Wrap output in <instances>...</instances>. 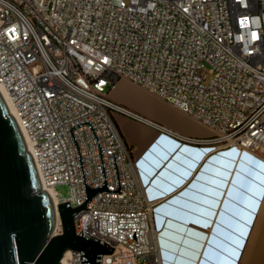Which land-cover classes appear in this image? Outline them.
Listing matches in <instances>:
<instances>
[{"label":"built area","instance_id":"1","mask_svg":"<svg viewBox=\"0 0 264 264\" xmlns=\"http://www.w3.org/2000/svg\"><path fill=\"white\" fill-rule=\"evenodd\" d=\"M243 17H259L258 29L249 25L259 39L248 56L235 40ZM120 80L191 116L211 135L178 133L113 101ZM0 84L56 207L86 200L71 127L88 186L103 185L104 174L92 129L78 124L92 123L111 190L118 188L115 153L121 192H99L75 215L76 234L114 248L100 264H163L156 202L147 198L114 114L181 143L237 147L264 159V0H247V7L238 0H8V11L0 4ZM59 184L69 185L68 197H60ZM68 252V264H83L81 252Z\"/></svg>","mask_w":264,"mask_h":264},{"label":"crops","instance_id":"2","mask_svg":"<svg viewBox=\"0 0 264 264\" xmlns=\"http://www.w3.org/2000/svg\"><path fill=\"white\" fill-rule=\"evenodd\" d=\"M120 81L135 86L137 94L123 92L116 84L110 92L113 101L178 133L199 138L211 135L204 125L191 116L126 80ZM114 119L126 143L133 150L147 198L156 202L154 224L159 233L163 264H180L182 260L187 259L181 255L179 249L187 248L183 243L184 239H195L187 236L190 232L204 238L200 241L204 247L199 250V256L194 264H202V261L206 260L204 253L210 249V242L213 240L216 244L227 246L230 250L234 249L235 256L224 253L218 261L215 258L216 252L213 251V259L207 261V264H220L225 259L228 264H264V193L255 197L258 205L252 206L254 193L258 187H264L260 185L264 168H255V174L251 178L247 176L246 171H241L242 165L245 169L252 167L245 154L262 166L263 158L237 147L213 151L207 145L181 143L143 122L120 113H115ZM165 154L168 158L162 159ZM226 162H230L231 167L227 170L229 174L225 178L224 186L219 189L222 195L215 197L217 204L211 209L215 214L207 217L203 215L207 205L190 199L191 195L197 192L192 188V184H205V180ZM184 172L188 175L184 176ZM238 175L242 180L251 182V190L244 195L243 203L229 195L230 192L245 191L239 184H234ZM202 176L205 180L200 179ZM185 192L189 193V196H184ZM185 203L190 207H182ZM197 207L200 211L194 210ZM168 213H177L180 218ZM239 213L243 214V219ZM240 230L244 235L240 234ZM228 237H231V240ZM237 240L242 247L233 243Z\"/></svg>","mask_w":264,"mask_h":264},{"label":"water","instance_id":"3","mask_svg":"<svg viewBox=\"0 0 264 264\" xmlns=\"http://www.w3.org/2000/svg\"><path fill=\"white\" fill-rule=\"evenodd\" d=\"M84 124L90 126L98 144L104 183L99 187L87 185L73 126L70 130L80 155L86 200L76 208L70 207L69 202L55 207L47 190L41 189L31 153L0 95V264H62L68 251L81 252L83 264H100L102 256L113 253L114 248L105 242L85 232L78 235L75 231V215L87 209L97 193H120L122 190L115 153L118 188L111 190L97 134L91 121L78 125ZM58 217L62 233L56 235Z\"/></svg>","mask_w":264,"mask_h":264},{"label":"snow or ice","instance_id":"4","mask_svg":"<svg viewBox=\"0 0 264 264\" xmlns=\"http://www.w3.org/2000/svg\"><path fill=\"white\" fill-rule=\"evenodd\" d=\"M235 152V150H232ZM227 155V154H225ZM167 154L162 156V159H167ZM245 158L250 160V164L252 165L251 168L245 169L243 165L241 166V171L247 172V176L249 178L253 177L255 174V168L261 167L264 168V166L260 165L258 161H256L254 158H248L247 154H245ZM191 167V165H189ZM231 167L230 162H226L223 165H220L219 168L216 169V171L213 172V175L208 177L205 180V177H200L201 180H205V184H192V188L196 189L197 192L193 193L190 197L191 200L198 201L200 204L207 205V208L205 209L203 215L207 217H211L215 213L211 211L212 208L216 207L217 200L215 197H218L222 195V193L219 191L220 188L224 186L225 178L229 174L228 169ZM211 171V169H208ZM184 176L188 175L187 172L183 173ZM215 177H219L220 179H216ZM179 183V181H177ZM234 184H239L245 191L242 193H235L230 192L229 195L233 196L235 199L239 200L241 203H243V197L247 194L248 191L251 190V182L250 180H242L241 177L238 175L234 181ZM209 185H212L213 187H209ZM260 185L264 186V176H261L260 178ZM198 193L206 194V195H200ZM264 193V187H258L257 191L254 193V203L253 207H256L258 205V200H255V197ZM184 196H189V193L185 192L183 193ZM173 203H179L178 201H173ZM182 207L189 208L190 205L188 203H185ZM195 211H200V209L197 207L194 209ZM168 215H174L177 216V218H180L177 213H168ZM238 215L241 216V219H243V214L239 213ZM198 222V221H197ZM223 223V220L221 221ZM240 234L244 235L243 231L240 230ZM188 237H195V239H184L183 243L187 245V248H181L179 249L182 256L187 257L186 260H182L180 264H194L195 260L199 256V250L204 247L203 244L200 243L202 239H204L202 236H200L197 233L190 232L187 233ZM229 240H231V237H228ZM233 243H236L239 245V241H233ZM214 246V248L212 247ZM242 247V245H239ZM213 251L216 252V259L219 261V258L224 253H228L231 256H235V250H230L229 247L216 244V241L213 240L210 242V249L206 250L204 255L206 257L205 261H202V264H207V261H211L213 259ZM220 264H228L227 259L224 261H221Z\"/></svg>","mask_w":264,"mask_h":264},{"label":"clouds","instance_id":"5","mask_svg":"<svg viewBox=\"0 0 264 264\" xmlns=\"http://www.w3.org/2000/svg\"><path fill=\"white\" fill-rule=\"evenodd\" d=\"M133 2H137V0H133ZM241 7H247V0H238ZM149 8L154 7V5L149 4ZM141 11H145L141 9ZM259 17H243L238 18V26L241 28V32L235 34L236 43L241 44V52L244 56H248L252 54L251 44L255 43L259 39L258 31L249 30L250 23L255 28H259Z\"/></svg>","mask_w":264,"mask_h":264},{"label":"bare ground","instance_id":"6","mask_svg":"<svg viewBox=\"0 0 264 264\" xmlns=\"http://www.w3.org/2000/svg\"><path fill=\"white\" fill-rule=\"evenodd\" d=\"M0 4H1V11H8V0H0ZM0 95L10 113V115L15 119V121L17 122L18 124V121H17V114H16V110H15V106L9 96V93L7 92V90L3 87V85L0 84ZM19 126V124H18ZM19 129H20V132L22 134V137L24 139V142L26 144V147H27V151L31 153L32 151V146H31V143L29 142V138H28V135L27 133L25 132L24 129H22L20 126H19ZM41 189L42 190H47V192L49 193L50 197L52 198L53 202H54V205L56 207V200L54 199V196H53V191L48 189L46 186H44L43 184H41ZM70 256V253L67 252L62 260V264H68L67 263V259L69 258Z\"/></svg>","mask_w":264,"mask_h":264},{"label":"rangeland","instance_id":"7","mask_svg":"<svg viewBox=\"0 0 264 264\" xmlns=\"http://www.w3.org/2000/svg\"><path fill=\"white\" fill-rule=\"evenodd\" d=\"M210 79V76H209ZM208 79V80H209ZM208 80L206 82H208ZM117 87L119 88V90L121 89L123 92H127V93H131V94H137V91L135 88V86H132L130 84H126V82L124 81H119L117 83ZM208 132H210V130L207 128ZM56 191L58 192V194H60V197H68L70 195V187L67 184H59L56 186ZM58 228L60 227V229L62 230V226H61V222L60 220H58Z\"/></svg>","mask_w":264,"mask_h":264}]
</instances>
